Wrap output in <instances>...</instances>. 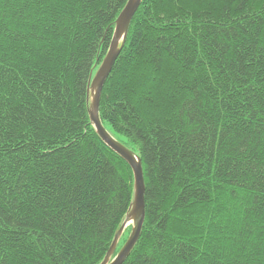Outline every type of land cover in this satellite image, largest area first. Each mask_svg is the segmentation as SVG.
I'll return each mask as SVG.
<instances>
[{
    "label": "trees",
    "instance_id": "1",
    "mask_svg": "<svg viewBox=\"0 0 264 264\" xmlns=\"http://www.w3.org/2000/svg\"><path fill=\"white\" fill-rule=\"evenodd\" d=\"M128 1L0 0V264H102L132 209L89 92ZM99 115L145 174L123 264H264V0H144Z\"/></svg>",
    "mask_w": 264,
    "mask_h": 264
},
{
    "label": "water",
    "instance_id": "2",
    "mask_svg": "<svg viewBox=\"0 0 264 264\" xmlns=\"http://www.w3.org/2000/svg\"><path fill=\"white\" fill-rule=\"evenodd\" d=\"M143 1L144 0L128 1L126 7L117 19L110 50L95 77L90 82L89 92L91 98V121L103 142L130 165L135 177V197L132 209L118 232L107 257L102 264H123L125 262L140 238L146 219V182L142 160L112 136V134L104 127L99 115L101 95L104 86L121 53L123 43L128 36L131 23ZM131 221L135 224V226L132 229L130 238L121 252L114 259H112L117 249L119 240Z\"/></svg>",
    "mask_w": 264,
    "mask_h": 264
},
{
    "label": "rangeland",
    "instance_id": "3",
    "mask_svg": "<svg viewBox=\"0 0 264 264\" xmlns=\"http://www.w3.org/2000/svg\"><path fill=\"white\" fill-rule=\"evenodd\" d=\"M135 226V224L131 221L129 224H128V227L126 228V232L129 230V229H133Z\"/></svg>",
    "mask_w": 264,
    "mask_h": 264
}]
</instances>
